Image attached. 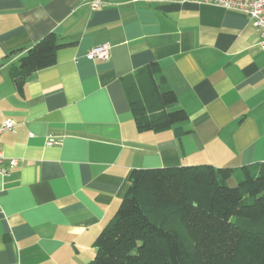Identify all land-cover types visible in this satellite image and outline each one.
<instances>
[{"label": "crops", "instance_id": "0c3cea01", "mask_svg": "<svg viewBox=\"0 0 264 264\" xmlns=\"http://www.w3.org/2000/svg\"><path fill=\"white\" fill-rule=\"evenodd\" d=\"M49 32L55 65L20 92L21 53ZM242 12L203 0H0V264H88L135 168L264 163V49ZM110 44L108 60L91 47ZM151 62L190 133L139 132L121 79ZM16 165L10 166V160Z\"/></svg>", "mask_w": 264, "mask_h": 264}, {"label": "trees", "instance_id": "16d2710c", "mask_svg": "<svg viewBox=\"0 0 264 264\" xmlns=\"http://www.w3.org/2000/svg\"><path fill=\"white\" fill-rule=\"evenodd\" d=\"M64 44L49 32L21 53L12 79L20 92L55 65ZM139 132H191L162 69L151 62L121 79ZM237 185L230 186L232 177ZM88 264H264V163L135 168Z\"/></svg>", "mask_w": 264, "mask_h": 264}, {"label": "built area", "instance_id": "2783aa9c", "mask_svg": "<svg viewBox=\"0 0 264 264\" xmlns=\"http://www.w3.org/2000/svg\"><path fill=\"white\" fill-rule=\"evenodd\" d=\"M206 3L215 4L229 10L242 12L248 16L255 29L260 34V45L264 49V0H203ZM81 4L88 5L92 10L102 7L104 0H80ZM87 57L91 60H108L110 58V44L102 43L90 48ZM15 121L6 119L0 125V135L13 130ZM6 157L0 146V191L2 179L10 175L5 166ZM10 166L16 165V160L9 161Z\"/></svg>", "mask_w": 264, "mask_h": 264}, {"label": "rangeland", "instance_id": "374dc122", "mask_svg": "<svg viewBox=\"0 0 264 264\" xmlns=\"http://www.w3.org/2000/svg\"><path fill=\"white\" fill-rule=\"evenodd\" d=\"M229 185L230 186L237 185V179L234 176L229 180Z\"/></svg>", "mask_w": 264, "mask_h": 264}]
</instances>
